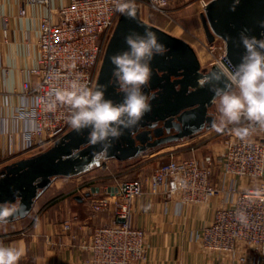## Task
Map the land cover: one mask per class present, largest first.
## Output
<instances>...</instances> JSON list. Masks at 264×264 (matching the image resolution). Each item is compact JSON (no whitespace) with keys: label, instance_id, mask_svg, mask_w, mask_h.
Wrapping results in <instances>:
<instances>
[{"label":"built area","instance_id":"1","mask_svg":"<svg viewBox=\"0 0 264 264\" xmlns=\"http://www.w3.org/2000/svg\"><path fill=\"white\" fill-rule=\"evenodd\" d=\"M179 1L134 3L171 18L170 10ZM210 1L198 0L203 6ZM25 2L46 9L38 31V66L30 69V78L23 83L26 102L14 115L15 120L33 125L22 133V151L30 153L51 146L72 130L67 107L47 110L49 93L76 78L95 89L108 44L123 14L116 11V0H68L56 11L52 0ZM25 14L22 7L20 15ZM217 41L221 40L209 44V49L218 54L215 63H221L226 49L223 41ZM252 134L241 139L225 131L220 152L203 159L177 158L157 165L147 191L139 180L120 182L116 192L106 187L104 195L91 199V210L94 216L110 214L112 220L92 231L86 246L90 257L83 264H137L147 259L146 231L134 225L132 207L144 194L176 198L181 205H202L226 192L225 205L202 230L203 248L232 255L241 264L264 259V129L256 126ZM108 164L105 162L103 168L108 169ZM216 171H220V185L214 181ZM72 226V221L66 222L64 229L71 231Z\"/></svg>","mask_w":264,"mask_h":264},{"label":"water","instance_id":"2","mask_svg":"<svg viewBox=\"0 0 264 264\" xmlns=\"http://www.w3.org/2000/svg\"><path fill=\"white\" fill-rule=\"evenodd\" d=\"M136 9L135 18L123 15L119 20L95 88L104 92L105 99L117 104L123 101L124 95L113 76L111 57L128 49L125 40L128 35H143L146 29L151 30L167 51L150 62L151 76L143 87V92L152 97L150 111L134 128L124 129L118 139L110 138L111 146L103 156L102 145L90 142L89 129H72L40 153L0 169V204L19 201L16 213L5 222L25 218L36 200L58 178L80 176L110 160L125 162L139 158L212 129V122H217L211 109L215 95L212 89L218 84L210 74L218 63L203 67L190 43L147 23L141 18L139 7ZM200 19L208 44L217 39L225 44L226 57L221 63L226 65L241 62L245 54L242 35L264 40V0H211L203 6ZM93 192L99 193L100 189L94 188Z\"/></svg>","mask_w":264,"mask_h":264},{"label":"crops","instance_id":"3","mask_svg":"<svg viewBox=\"0 0 264 264\" xmlns=\"http://www.w3.org/2000/svg\"><path fill=\"white\" fill-rule=\"evenodd\" d=\"M67 2L52 0V7L56 11ZM22 7L25 15H20ZM45 15L43 6L27 4L25 0H0V169L48 148L23 152L22 133L33 125L14 119L16 111L26 102L22 95L23 83L30 78V69L38 66V31ZM176 37L190 43L201 62L195 45L181 36ZM151 175L152 171L136 179L146 191ZM219 176L220 171H216L214 181L218 185L221 184ZM49 188L25 218L0 223V242L24 250L18 264H83L90 257L86 246L92 231L109 223L111 215L94 216L93 197L87 193L85 197L75 193L54 199L58 191ZM226 199L227 193L223 192L206 204L181 205L176 198L149 194L137 197L132 206L133 222L146 231L148 250L147 259L137 264H241L232 255L205 250L200 242L202 230L212 223L215 211L225 205ZM69 221L73 226L71 231H66L64 224ZM257 264H264V259H259Z\"/></svg>","mask_w":264,"mask_h":264},{"label":"clouds","instance_id":"4","mask_svg":"<svg viewBox=\"0 0 264 264\" xmlns=\"http://www.w3.org/2000/svg\"><path fill=\"white\" fill-rule=\"evenodd\" d=\"M116 11L135 18L137 9L134 0H116ZM125 40L128 49L111 57L113 76L124 95L121 103L105 99L99 87L90 88L76 78L66 87L53 89L46 105L49 111H55L58 106L67 107L70 113L67 123L76 131L89 129L90 142L102 145L101 156L111 146L110 138L118 139L124 129L134 128L150 111L152 97L143 92L151 76L150 62L167 51L148 29L143 35L133 33ZM241 43L245 48L241 62L234 66L218 63L210 74L218 84L212 90L213 103L220 113L219 122L213 121L211 128L244 139L256 126L264 129V40L242 35ZM18 206L19 201L0 204V223L12 217ZM23 255L22 248L0 242V264H18Z\"/></svg>","mask_w":264,"mask_h":264},{"label":"rangeland","instance_id":"5","mask_svg":"<svg viewBox=\"0 0 264 264\" xmlns=\"http://www.w3.org/2000/svg\"><path fill=\"white\" fill-rule=\"evenodd\" d=\"M139 8L141 18L147 23L155 25L172 35L181 36L195 45L203 67H211L215 63L218 54L211 53L209 49L200 19L203 5H200L198 0H188V2L180 0L170 10L171 18L158 14L145 6ZM220 43L221 41L216 42V44ZM211 112L216 115L217 122H219L220 113L216 104L212 107ZM249 136L253 137V134L251 133ZM222 149V133L209 129L196 134L192 138L174 142L156 149L154 153L149 152L128 162L120 163L116 160H110L108 169L103 168V164L102 166H95L85 174L77 177L58 178L49 189L50 191L52 189L53 191H58L53 196L54 199H61L65 195L66 197L73 196L75 193L82 197H85V193L89 194L90 198L100 197L105 194L106 187H117L119 186L117 184L122 181H135L140 177H145L148 172H153L157 165L167 163L171 159L190 157L203 159L211 153L220 152ZM171 151L174 153L173 155L166 154ZM155 154H158V156L153 157ZM116 176H119L122 180L120 181ZM93 188H99L100 192L95 194L92 190ZM42 198L43 196H41Z\"/></svg>","mask_w":264,"mask_h":264},{"label":"flooded vegetation","instance_id":"6","mask_svg":"<svg viewBox=\"0 0 264 264\" xmlns=\"http://www.w3.org/2000/svg\"><path fill=\"white\" fill-rule=\"evenodd\" d=\"M172 133H174V131H172Z\"/></svg>","mask_w":264,"mask_h":264}]
</instances>
